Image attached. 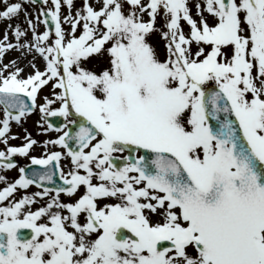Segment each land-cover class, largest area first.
Wrapping results in <instances>:
<instances>
[{
  "label": "snow or ice",
  "instance_id": "6c2138e0",
  "mask_svg": "<svg viewBox=\"0 0 264 264\" xmlns=\"http://www.w3.org/2000/svg\"><path fill=\"white\" fill-rule=\"evenodd\" d=\"M0 3V20L23 10ZM97 3L83 0L72 15L73 0H51L36 17L42 33L23 11L31 40L19 42V24L8 25L16 44L7 32L0 39V56L27 49L44 62L26 78L0 68V143L50 82L54 99L39 105L42 118L63 117L57 132L76 125L45 142L67 150V175L60 152L31 158L42 173L20 168L11 183L0 175V264H264V0H203L194 5L198 21L189 0ZM160 14L163 59L148 42ZM94 56L104 57L102 68L87 67ZM25 139L0 151V169L28 154L36 141ZM56 173L62 185L16 199ZM61 193L74 199L62 202Z\"/></svg>",
  "mask_w": 264,
  "mask_h": 264
},
{
  "label": "rangeland",
  "instance_id": "374dc122",
  "mask_svg": "<svg viewBox=\"0 0 264 264\" xmlns=\"http://www.w3.org/2000/svg\"><path fill=\"white\" fill-rule=\"evenodd\" d=\"M11 2H21V3H23V10H22L20 16L18 17L19 20H21L22 17H23V11H25V10H27L28 13L30 11H33L34 12L33 16L35 18L38 16V14H39V12L41 11L42 8H43L44 11H47L48 10V5H50L51 0H48V5H44L43 4L42 7H38L36 5H33L30 2H28V1L25 2V1H19V0H11ZM196 3H201L202 4L203 0H189V5L188 6L190 8V14L192 15V18L194 20L198 21L199 17L197 16L196 9L194 7V5ZM98 6H99L98 3L93 5V7H98ZM2 7H3V5H0V9H2ZM81 7H82V2L80 0H73L72 15H74L75 11H77ZM64 12L69 15V11H68L66 6H62L61 7V13H62L61 17H62V19L64 17ZM204 16L207 18L208 14L204 13ZM41 19H42V17H41ZM142 19L146 22L145 14H142ZM36 20H37V18H36ZM15 21H16V18H13L11 20H0V25L3 26V24L6 23V24H9L11 26H15V24H14ZM210 22H211V20H209V23ZM39 24H40L39 28L36 26V31H37L38 34H40V32L42 31V26H43V24H41V23H39ZM25 25H26V23H24V26ZM155 28L157 29V31H154V32H152L149 35L148 42L155 48V50H156L157 54L160 56V58L163 59L166 56V48L164 47L166 41L164 39H162V37H161V33L166 30L164 28L163 14H160V15L157 16L156 22H155ZM181 28H182V31L187 36L189 34V32H190L189 26L185 22L181 21ZM64 29H65V33L67 35V33L70 30V25L64 24ZM5 32L12 34V31H7V30H4L2 28V30H0V38L4 37ZM79 32H80V28L78 27L76 34L79 35ZM26 34H27V38H30V39H28V41H30L31 40V31L27 29V33ZM28 41H27V39L25 41V40H22V38H21V40L19 42L20 43H24V42H28ZM7 43L16 44L17 41L13 37V35H11V37H9V34H8ZM192 48H193V51H195V45L194 44L192 45ZM5 52H4L5 55H7L10 52L13 53L12 55H14V54H16L18 52H23V54H22L23 56H25V53L29 54L30 56L34 55L33 51L32 52H28L27 49H19V50H17L16 48H13V49L6 50ZM104 62H105L104 57H99V56L90 57L89 58V62L87 64V67L93 68V69H100V68L103 67ZM40 65H41V62H40ZM41 67H42V65H41ZM26 69H28V70H26L27 75H30L32 69H29V68H26ZM45 97H47L49 99H54L53 89L51 87H49V86L44 87V89H42L40 94L37 96V100H36L37 107L35 108L34 113L28 117V120H26V119L23 120L22 119L18 126H13V127L10 126L9 127V131L10 132L12 131L13 133H16L17 135H19V134H21V135H19L18 137H16L17 135H15V134H12L11 136H9L8 139H7V144L0 143V149H1L0 151H3L2 148L4 149V151H6V148L8 146L9 147H13L14 145H21L25 141V137H26V136H24L25 134L29 135L31 133H33V134L38 133V134H36V136L38 137V141L40 143H43L45 141V139H43L44 137H43L42 133H40V132L43 129H45L46 125H45L44 120L42 118V114L39 112V105H41L44 102V98ZM51 107L53 109H55L57 107V104H53V105H51ZM64 123H65L64 125H66V121ZM68 125H71V124H68ZM63 155H64V165L66 167L64 169V172H65V175H67L68 172L71 169V162H70V159H68L66 154L63 153ZM114 155L120 157V156H122L124 154L115 153ZM19 159H20V162L18 161ZM19 159L17 160L18 161L17 162V166L13 167V168L16 169V172H13V174L7 176L6 175L7 170L0 169V175L5 176L9 183L13 182L14 180L18 179V177H19L18 169H20L22 167V162H23L24 158L23 157H19ZM120 166H122V164ZM81 174H83V173L81 172ZM4 186H5L4 183L0 182V190H2ZM82 192H83V188L81 186V188L78 190L77 194H82ZM32 193H35V192L33 190H30V191L17 190L14 193V195H15V197H19V198H16L18 200V199L22 198L24 195H30ZM50 195H55V193H50ZM48 199H49V197H47V196L43 197L42 199L40 197H36V201H37V204L39 206H42V204H45ZM59 199L62 202H72L71 199H69L65 195L60 196ZM31 207L35 208L33 206H31Z\"/></svg>",
  "mask_w": 264,
  "mask_h": 264
},
{
  "label": "bare ground",
  "instance_id": "6f19581e",
  "mask_svg": "<svg viewBox=\"0 0 264 264\" xmlns=\"http://www.w3.org/2000/svg\"><path fill=\"white\" fill-rule=\"evenodd\" d=\"M95 1H97V0H90V4L95 5V4L97 3V2H95ZM0 4L3 5L2 3H0ZM25 11L28 13L27 10H25ZM33 13H34L33 11H30V12L28 13V19H31V20L33 21V23L39 28V27H40V24H39V22L36 20V18L33 16ZM65 15H68V14L64 12V16H65ZM24 23H25L24 17H22L21 20H19V18L17 17V18H16V21L14 22L15 26H16L17 24H19V26L21 27V30H23V31H25V32L27 33V25L24 26ZM11 24H12V23H11ZM8 25H9V24L6 25V23L3 24V26L0 25V30H2V28H3L4 30L11 31V28H9ZM15 26H12V27L14 28ZM24 39H25V38H24ZM29 39H30V38H29ZM13 58H14V57L11 56L10 59H13ZM29 60H30V61H33V62H37L38 59H37L36 57H31V58H29ZM25 75H26V74H25ZM25 75H24L23 77H25Z\"/></svg>",
  "mask_w": 264,
  "mask_h": 264
}]
</instances>
